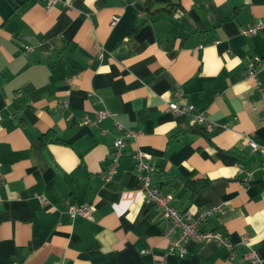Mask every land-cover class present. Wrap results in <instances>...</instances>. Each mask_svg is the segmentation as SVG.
Here are the masks:
<instances>
[{
  "label": "crops",
  "instance_id": "crops-1",
  "mask_svg": "<svg viewBox=\"0 0 264 264\" xmlns=\"http://www.w3.org/2000/svg\"><path fill=\"white\" fill-rule=\"evenodd\" d=\"M70 1L0 0V264H264V155L243 139L264 145V68L246 77L264 29L241 32L264 22V0ZM177 90L212 129L167 109ZM102 108L138 133L110 179L113 119L84 120ZM136 148L179 210L221 205L204 227L233 256L214 239L168 252ZM84 203L91 215L71 218Z\"/></svg>",
  "mask_w": 264,
  "mask_h": 264
},
{
  "label": "built area",
  "instance_id": "built-area-1",
  "mask_svg": "<svg viewBox=\"0 0 264 264\" xmlns=\"http://www.w3.org/2000/svg\"><path fill=\"white\" fill-rule=\"evenodd\" d=\"M49 7L56 4L62 3L68 7H72L73 3L70 0H47ZM117 17L113 18L112 24L114 25L117 21ZM264 29V22L256 21L250 25L243 26L241 32L245 36H251L258 31ZM24 48L26 51L33 50V47L25 44ZM258 67L264 68V57L254 56L253 61L249 65L246 73L247 78H253L257 80ZM68 83L72 81L71 78L66 79ZM177 100L170 101L168 103L167 109L175 113H193V122L196 124L204 125L205 129H212L214 127V122L210 120L209 115L205 112L195 113V105L190 102H182L184 99V93L182 90H177L175 92ZM100 103H103L102 98H98ZM112 118L114 126L118 132V135L112 144V162L107 170L106 178L110 179L116 173L119 159L124 154L125 148L127 146V140L136 137L137 132L134 130L126 129L124 125L114 117V115L106 108H102L97 111L96 118L94 120L90 119L88 116L85 117V121L91 124H95L104 118ZM264 124V117L262 119ZM245 142L250 144L254 149L259 150L264 155V145H260L255 142L249 134L243 135ZM134 157L137 166L140 169H145L147 173L142 175L140 178V189L143 192L145 198L151 201L161 212V217L166 221L165 235L169 239L168 252H177L180 256L186 253L184 242L187 239H193L196 241H204L214 239L219 245L227 247L230 251L229 255L233 256L235 251V243L230 240L228 236H225L218 229H208L204 227L205 223L221 210V205H213L210 207L203 208L198 216H195L191 211L179 210L173 203L174 196L171 193L162 192L161 189L153 184L151 173L155 171V167L145 160L144 153L136 148L134 151ZM264 168V165L263 167ZM41 203H46L47 198L44 195H37ZM69 216L75 218L77 215L89 217L91 215V204H74L69 206L68 210ZM204 227V228H202ZM240 244L244 245L247 249L246 256L253 262L262 261L261 256L255 248L248 235H243ZM154 264H167L166 256L157 260Z\"/></svg>",
  "mask_w": 264,
  "mask_h": 264
},
{
  "label": "trees",
  "instance_id": "trees-1",
  "mask_svg": "<svg viewBox=\"0 0 264 264\" xmlns=\"http://www.w3.org/2000/svg\"><path fill=\"white\" fill-rule=\"evenodd\" d=\"M198 125H200V124H198ZM202 127H203V129H205V126L204 125H202Z\"/></svg>",
  "mask_w": 264,
  "mask_h": 264
}]
</instances>
